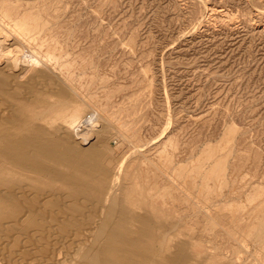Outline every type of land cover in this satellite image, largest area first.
Wrapping results in <instances>:
<instances>
[{
  "label": "rangeland",
  "instance_id": "374dc122",
  "mask_svg": "<svg viewBox=\"0 0 264 264\" xmlns=\"http://www.w3.org/2000/svg\"><path fill=\"white\" fill-rule=\"evenodd\" d=\"M0 74V173L119 178L101 264H264V0H0Z\"/></svg>",
  "mask_w": 264,
  "mask_h": 264
},
{
  "label": "bare ground",
  "instance_id": "6f19581e",
  "mask_svg": "<svg viewBox=\"0 0 264 264\" xmlns=\"http://www.w3.org/2000/svg\"><path fill=\"white\" fill-rule=\"evenodd\" d=\"M19 74L21 75L20 72ZM27 77L29 79V76ZM8 80L0 78V86L10 94L13 89L8 90L10 86V84L6 85ZM34 84L36 85L35 82ZM4 117L6 114L0 111V123ZM56 132L58 134V130ZM118 172L119 170L116 171V175ZM116 177L114 176L113 179ZM115 179L103 198L95 196L77 198L64 197L63 192L50 186L33 185L29 176L27 181H21L10 172L2 171L0 173V264H101L99 253L107 232L108 219H112V216H109L112 211L110 212L109 209L119 178L116 181ZM28 183L29 186H26Z\"/></svg>",
  "mask_w": 264,
  "mask_h": 264
}]
</instances>
